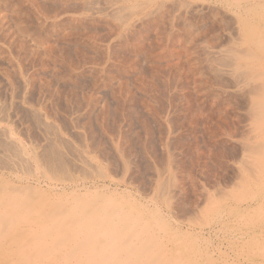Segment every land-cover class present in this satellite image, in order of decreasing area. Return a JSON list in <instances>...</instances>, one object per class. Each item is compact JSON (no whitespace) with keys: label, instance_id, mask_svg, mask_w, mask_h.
Masks as SVG:
<instances>
[{"label":"bare ground","instance_id":"obj_1","mask_svg":"<svg viewBox=\"0 0 264 264\" xmlns=\"http://www.w3.org/2000/svg\"><path fill=\"white\" fill-rule=\"evenodd\" d=\"M8 5L16 17L7 21L15 17L13 31L24 36H14V44L9 43L16 46L14 55L7 51L8 62H14L15 67L2 71L13 93L20 82L24 97L33 82L34 77L23 71L24 60L33 64L49 52L52 55L57 47L49 49L47 38L35 36L38 27L52 32L59 28L66 34L89 31L86 40L95 45L96 28L104 24L105 47L110 50L105 51L97 75L101 81L110 73L119 79L112 88H118L117 94L128 95L127 103L147 141L153 125L150 121L157 119L163 127L164 154L157 165L153 164L154 191L151 188L153 196L149 200L153 206L136 198L126 199L121 193L88 190L89 184H96L93 177L113 185L121 180L115 183V178H108L103 171L105 161L90 150L89 141L83 145L84 140L80 144L78 138V145L70 144L68 131L54 120L56 114H40L28 98H23L28 109L27 128L40 127L46 147L39 153V141L35 143L32 137L25 141L23 132L21 135L16 126L12 127L11 119L0 118V149L5 155V160L0 159V264H228L221 248L233 242L250 250L248 258L244 257L245 264H264V0H12ZM44 39L48 45L44 42L40 46L41 41L42 48L36 46ZM73 43L74 56L79 52L84 55V40ZM69 55L66 51L57 54L61 63L68 64H64L68 72L56 74L55 79L70 83L68 95L78 99L76 87L84 69L76 68ZM127 75L136 83H126ZM57 88L53 91L59 96L61 90ZM136 91L143 96L137 97ZM81 96L87 108L91 99H96L91 92ZM137 104L145 108L144 113L133 109ZM108 116V107H102L97 122L102 130H110ZM86 124L92 132L91 119ZM121 131L111 141L116 151L123 153L121 143L127 137ZM175 148L183 156L192 157L191 166L206 175L204 181L209 180L199 185L194 181L200 193L193 204L201 221L204 214L216 212L212 220L202 221L197 236L203 240L202 228L207 226L206 231L216 237L218 255L215 249L214 255L205 252L196 239L188 236V226L185 229L184 223L168 219L161 211L163 207L170 214L174 212L176 196L188 189L185 177L196 187L192 167L185 170L184 161L173 156ZM66 152L76 156L77 164L80 162L77 170L72 169L75 159H66ZM229 161L234 164L236 179L227 189L223 186L228 182L223 185L218 179ZM84 187L83 192L76 189ZM231 222L236 229L230 230ZM228 234L234 235L232 242L226 241ZM238 261L233 264H244Z\"/></svg>","mask_w":264,"mask_h":264},{"label":"rangeland","instance_id":"obj_2","mask_svg":"<svg viewBox=\"0 0 264 264\" xmlns=\"http://www.w3.org/2000/svg\"><path fill=\"white\" fill-rule=\"evenodd\" d=\"M10 1L12 2V0H0V8L2 9V10L0 9V12H2L1 13L2 15L0 14V16L1 17L3 15H4L3 17L6 16L5 17V20H3L4 19L3 17L2 18L0 17V24L1 25L3 24L2 26L0 25L1 30H3V31L0 30V57H1L0 58V74H1L0 75V116L1 117L0 118L3 119V117L4 118L6 117L9 120L11 119L12 121L10 120V123L12 122V127L16 126V128L15 127L14 128L17 129V130H20L19 132H21V135H22V132H23V135L24 136L22 135V137H23V139L25 141H28L29 140L28 137L29 138L32 137L31 139H33L32 141H34V142L35 141H37V142L39 141L38 144L36 142L35 143H36V146H38L37 148L40 147L38 149V151L40 153V152H42L43 149L45 150V147H46V143L44 142V140L42 139V136H41L42 135L41 132H43V130L40 127L35 126V125H32V128L30 127V129L27 128L28 127V124H29L28 123L29 119H28V117L26 118V115H28V109H27V107H25L26 105L23 103V98H25V99L28 98L29 101H31L35 105V107L38 108L37 111H39L40 114H42L43 112L47 113L48 115H52L53 114L54 116L56 114L54 120L56 121V123H58L59 125H61V127L63 125L62 129H64V131H68L67 132L68 133V137H69V139L71 141L70 144H72V145H74V144L75 145H78L79 143L80 144H83L84 143L83 145H85L89 141L90 147H91V148L89 147L90 150H93L94 149V151L96 152V154H99L98 156L100 157L101 161L102 160L105 161V165H107V167L104 166V162H103L102 163L103 166H104L103 167V171H104L105 174L107 172V174L109 176L108 178H113V179L115 178L114 179V181H116L115 183H117V180L118 181H119V179L121 180V181H119L120 183L118 182L119 183L118 185H113V183H108L107 181H105L106 183L104 181H101L100 182L101 179L99 177L98 178L97 177H93V179L97 180V181H95L96 184L93 185L91 182H88V183H91L93 185L92 186V189H91V187H90L91 184H89L90 186L88 185L89 186L87 188L88 190L93 191V190L96 189V191L99 192V193H101V194L102 193H106V192L108 194L109 193L110 194L121 193V194L125 195L126 199H134V198H136V199H138V200H140L142 202H144V201L146 203L148 202V204H150L149 206H153L152 202H150L151 201V198L153 196V191H154V189H153L154 188V185H153L154 182L153 181L155 179V172L153 170L154 169L153 168V164H156L157 165V163H159V160H161V158L163 157V154H164V146H162L163 145V136H164V135L162 136V134H164L163 127L162 126L160 127L161 124H159L157 122V119L156 118H154L156 123L154 122V120H151L150 121V124L152 123L153 125H151V128H152L151 129V135H150V137H149V139L147 141L145 139V137H144V131L142 130L143 127L140 125L139 120H137V118L133 116V113H132L133 110L131 108L132 107L131 104L127 103V102L130 101L129 97L127 99V96L128 95L126 94V96H125L124 94H117V89L118 88H116V87H115L116 89L115 88H112L114 86H117V83L119 82V79L118 78L116 79V77L113 76V74L110 73V74L107 75L109 77H107V76L104 75L103 77H105V79H102V81H104V82L105 81L106 82L107 81L108 82L111 81V82L110 83L107 82V84L105 82V83H103L104 85H101L102 84V81L100 80L101 79L100 78L101 76L100 75H97V74H99V72H96V71H98L101 68L100 65H101V63L103 61L102 59L104 58V55L107 52L106 50H110V49H108V48L105 47L106 46L105 45V43H106V40H105L106 38L105 37H107V34H106V28L105 29L103 28L104 27V24H101L100 26H98L96 28L97 30L95 29L96 30L95 32H97L96 33V36H95V38H96L95 45H91L90 43H89L90 44L89 45L88 44V41L86 40L89 36H85V34L88 33L89 31H87L85 34L83 33V30H79L80 32H78V33L77 32H70L69 34H66L67 32L66 31L63 32L62 31L63 29H59V28L57 29V28H55V29H53V32H52V30L49 29V31H50L49 32L47 30L44 31V29H39V27H38L36 29V31L38 30L39 32L37 31L35 33V36L36 37L38 36L37 37L38 39H40V38L43 39L42 37H44L45 39L47 38L46 41L48 40L49 46L51 45L49 49H52L53 47H56L57 46L56 48L58 50L56 48H54L55 50L53 49L54 52L52 51V53H53L52 55L50 54L51 52L48 53L47 56L50 59L52 58V61L50 59H48L47 56L45 57L46 59L45 58H41V57H40V59H36V61L33 64H30L27 60H24L25 61V65L23 64V71H25L26 74L29 73L30 76H33L34 78H32V81L33 82L31 83V86L28 88V92L25 93V94H28V95L26 96L24 94V97H22L21 96V94H23V88L21 86L22 83L19 82L20 83L19 84L17 82V85L16 86H18V89L16 88V90H15L16 92L14 91L15 93H13L12 92V89H11L9 83H8V81L6 80V78L4 77V75L2 73V71L5 68L6 69H11V68H14L15 67V63L13 62L14 64L13 63L10 64L8 62V57H7V55H9V53H12L13 55L16 53V46L15 45H12V44H14L13 43L14 36H16V37H23L24 38V36H20L17 33H15L16 32V28H15V25H14L13 21L15 20V17L16 16L15 15H11L13 13V10L12 9H9V7H8L9 6L8 4L10 3ZM4 4H5V6L6 5L7 6L5 7ZM100 4H102V3H100ZM11 10H12V12H11ZM4 11H6V13ZM11 16H15V17H12L11 22L10 21H7V20H10L9 18H11ZM41 19L42 18H40V19L38 18V20H39L40 23H42ZM1 21H2V23H1ZM6 26L10 27V29L12 31L8 27H6ZM12 26H13V29H12ZM57 30H59V32ZM1 32H3V33H1ZM97 34H98V36H97ZM40 36H42V37H40ZM45 39L44 40H38L36 42V46H38V47L44 46L45 45L44 42H46ZM81 39H82V41H81ZM9 40H12V41H9ZM75 40H77V41H79L81 43H83V40H84V47L83 48L81 47L83 49L84 55L79 52L80 54L78 53L77 55L74 56V54H76V53L72 49H73V47L75 45L73 42H77ZM41 41L43 43H41ZM98 42H100V43H98ZM9 43H12V44H9ZM40 43H41V45H40ZM46 44L48 45L47 42H46ZM59 47H61L60 48L61 50L59 49ZM65 47H68V48L65 49ZM40 48H42V47H40ZM86 48H88V49H86ZM69 49H71V52H70ZM61 51L62 52L63 51H66V53L70 54L69 56L73 60L74 65L76 66V68H83L84 69V75H83L84 77L83 76L82 77H78L79 78L78 80H79V83L80 84H79V86L76 87L77 97H78V99H80L79 102L77 101L78 100L77 98L75 99L73 96L69 97V95H68V93H69V88L68 87L71 86L70 83L63 82V81H59L58 82L57 79H55V76L57 78V75L59 76V73L61 75L62 74L61 72H63V74H66L68 72L66 70V67H67L68 64L67 63H61L62 61L57 56V54L60 53ZM54 55H56L57 57L54 56ZM53 57L54 58L56 57V58L54 59ZM81 59L82 60L84 59V60L82 61ZM55 60L58 61V62L60 61V62L57 64V62H55ZM79 62H80V64H79ZM64 64L65 65L67 64L66 67L64 66ZM76 64H78V66L80 65L81 67H77ZM24 66H25V68H24ZM55 71H56V73H55ZM33 72H34V74H33ZM42 73H44V74H42ZM47 78L49 79V81H47L48 80ZM125 78H127L126 79V83H129L130 85H131L132 82L133 83H136V82H134V80L132 79V77H130L129 75H127V77L125 76ZM128 79H130V80H128ZM114 80L116 82H114ZM56 81H57V84H55ZM39 82H41V83H39ZM47 82H49V83H47ZM114 83H116V84H114ZM44 84L45 85L47 84L46 87H45ZM54 84H55V86H53ZM108 84L110 85V88H109V85ZM57 85H59V86H57ZM53 88H55V89L56 88L57 89L60 88L61 94L59 96L57 94H55L54 92H57V91H55V89L53 91ZM139 91H141V90H139ZM139 91H136L135 92V95L137 96L139 94L137 97H139V96L142 97L143 94L141 92H139ZM89 92H91V94L93 95V98H96V99H94V100L91 99L92 100V103H90L89 104V108H87L86 104L85 103H82V96L81 95H86ZM94 92H96V93L94 94ZM80 93H81V95H80ZM64 94H65V96H64ZM94 95H96V97H94ZM110 95H111V97H110ZM118 95H119V97H118ZM61 96H62V98H61ZM115 96L117 97V99H116ZM45 97H46V99H45ZM124 97L126 98V100L124 99ZM10 99H11V101H10ZM120 99H121V101H120ZM102 100H103L104 105L102 104ZM58 101H61V102H58ZM64 101H65V103H64ZM115 101H117V103ZM80 103H82V104H80ZM130 103H132V102H130ZM66 104H68V105H66ZM81 105H83L84 108ZM70 106H71V108H70ZM104 106L105 107H108L109 116L106 119V122H108L107 123V126L110 127L109 129L111 131L110 130H102L97 125V122L100 119V109L102 107H104ZM115 106L119 108L118 110L120 112L116 109ZM42 107H44V110H43ZM45 107L47 109H45ZM72 108H73L74 111L73 110L71 111ZM123 108H125L127 110H125ZM67 109H69V110H67ZM133 109L134 110L137 109V111L140 110L139 112H142V110H143V113L145 112L144 111L145 108L143 109V107L139 106V104H137L136 106L134 105ZM46 110H47V112H46ZM88 110L90 111V114L91 115L89 114V111ZM122 110H124V111H122ZM1 111L4 114H7V115H2L3 113ZM40 111H42V113ZM48 111H51V112H48ZM52 111L55 112V113H53ZM25 112H27V114H25ZM117 112H119L121 115L119 113H117ZM50 113H52V114H50ZM97 113H98V115H97ZM8 115H9V117H7ZM92 118L95 119V120L93 121ZM114 118H115V121H114ZM89 119H91V121L93 123L92 132H90L88 130V127H87V124H86ZM119 124H120V127H119ZM157 124H158V126H157ZM94 126H95L96 129L94 128ZM116 126H118L119 129ZM74 127H75V129H74ZM84 127H85V130L83 129ZM27 129L30 130V131L32 130V131L31 132H28ZM37 130H39V131H37ZM119 130L120 131L122 130L121 132H123V134H125V136L127 137V141L124 139V141H122V143H121V147H122L121 150H123V153H121L119 151H116V148L113 147L114 144L111 141V140L114 141L117 138L116 136H118V133L120 132ZM99 131H101V133L103 131H105V133H102L101 134V133H99ZM160 131H162V132H160ZM86 133H87V136H86ZM27 134H28V136H27ZM40 137H41V139H40ZM110 137L112 139H110ZM137 137H138V139H137ZM139 137H140V139H139ZM78 138H80V140ZM42 141L44 142V144L43 143L42 144L45 145V146L42 145L43 147H41V145H40V143ZM82 141H83V143H82ZM77 142H79V143H77ZM88 146H89V144H88ZM83 147H85V146H83ZM161 147H163V148H161ZM112 148L115 149V150H112ZM44 150H43V152H44ZM178 150H179V148H175V151H174V149L173 150L171 149V151H174V152H172L173 153V156L176 157L177 160H183L184 163H185L184 164L185 165V170L186 169L188 170L190 168L189 166H191V161H189V160H191L192 157L187 156V154H186L187 157L185 155L183 156L181 154L180 150H179V152H178ZM0 151H1V149H0ZM106 152H108V153H106ZM119 153L124 154V159L127 160L128 162L127 161H123L122 162L123 156H121ZM1 154H2V157L4 156V158H1V156H0V159L1 160L2 159L5 160V155H3L2 151H1ZM66 156H65L66 159H72L73 160V158H74L75 159L74 162L76 164L78 163L77 162V158H75L76 157L75 155H72V154L66 152ZM72 160H70V161H72ZM108 163L109 164L111 163V164L109 165ZM123 163H126V166H124ZM226 163H230V161L229 162H226ZM232 163L229 164V165H231L230 167H229V165L226 164L225 173H223L222 177H220L218 179V181L220 182V184H223V185H226L227 182H228L229 185L227 184L226 187L223 186V185H221V186H223L224 188H227V189H228V187L230 188V185L233 183L232 181H234L236 179L235 178L236 177L235 176L236 171H235V167L233 169L234 164H232ZM76 164L75 165H72V169L73 170H75L76 168L77 169L79 168L80 162H79V164H77V165ZM191 167L192 168H190L191 169V172L190 173H191V175L192 174L194 175V176L193 175L192 176L194 177L193 179H195V180H192V183L194 184V186L196 185L195 183H197L199 185L201 182H203L205 180V176L206 175L205 174L203 175V172L201 170L197 169V166L193 165ZM211 174L210 175H207V177L210 178L211 177ZM230 174H232V175H230ZM199 175H201V176H199ZM93 176H97V175L93 174ZM183 180L185 181V185H186V187L188 189L186 190L187 192L184 193L185 195L184 194H181L180 196L179 195L176 196L177 201H175L176 203H175L174 209H173L174 212H172V214H170V213L166 212V210L163 207H161V209H162L161 211H163L162 213H164L168 219L170 217V220L184 223V225H183L184 227L185 226H188L189 228L186 231L187 234H188V236L190 237V239L191 238L193 240L196 239L195 240V243L198 244V245H200V246L202 245L201 247L205 249V250L203 249L205 252H207L210 255H214V253L216 252L215 254L218 255L217 254L219 252L218 249L214 248V245H215V242H216V239H215L216 237L213 234L210 235L207 232L208 231V227L207 226H205L204 228H202V230H205V231H203V233H204L203 234V240H204L205 243L203 242V240H201V239L199 240V236H197L198 233L200 232L199 231L200 228H201L200 224L202 225V221H204V219L206 221L207 220H212V217L214 216L213 214H216V212L213 211L212 213H206V214H204L202 216V221H201V217L199 216V214H198V212H197V210H196V208L194 207V204H193V201L196 199V197H199V194L198 193H200V186L198 187V185H196V187H192V185H191V179L188 178V177H185ZM194 181H196V182L194 183ZM208 181L209 180L204 181V182H208ZM222 181H223V183H221ZM102 182H104V183L102 184ZM198 182H200V183H198ZM106 185H108V186H106ZM106 188H107V190H106ZM151 188L153 189V191H152ZM76 189H78L80 192H83V191H85L86 188L84 187V188H76ZM112 189H114V190H112ZM147 189H148V191H147ZM110 190H112V191H110ZM66 191H70V189L67 188ZM216 191L219 192V190H216ZM220 191H222V190H220ZM192 197L193 198L195 197V198L193 199ZM199 201H201V200H199ZM195 214L198 215L199 217L196 216ZM193 217H195L196 219L193 218ZM192 222L196 223V225L195 224L192 225L193 224ZM233 224H234L233 222H231L229 224L230 230L236 229L235 226H233ZM185 229H186V227H185ZM194 235H195V237H194ZM230 235L231 234L226 235V238H225V239H227L226 241H228V240H230V241L232 240L233 241L234 240L233 239L234 238V235L232 234L231 237H230ZM200 242H202L204 244H200ZM238 245L239 244H235V242H233L232 244H230V243H228V244L227 243H224V245L222 246V248H221L222 249L221 254L223 256H225L226 258L228 257V264H233V262H236L237 263L238 260L241 261V262H243L245 264V262H246L247 259L244 258V257H247V256H249L251 254L250 250L247 249L245 246L242 247L241 245H239V246ZM211 247H213V248H211ZM206 248H208L209 250L208 249L206 250ZM211 251H212V254H211ZM234 251H236V252H234ZM247 252H249V253H247Z\"/></svg>","mask_w":264,"mask_h":264}]
</instances>
